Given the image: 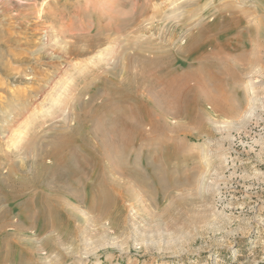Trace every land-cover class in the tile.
Masks as SVG:
<instances>
[{
  "label": "rangeland",
  "instance_id": "obj_1",
  "mask_svg": "<svg viewBox=\"0 0 264 264\" xmlns=\"http://www.w3.org/2000/svg\"><path fill=\"white\" fill-rule=\"evenodd\" d=\"M0 264H264V0H0Z\"/></svg>",
  "mask_w": 264,
  "mask_h": 264
},
{
  "label": "bare ground",
  "instance_id": "obj_2",
  "mask_svg": "<svg viewBox=\"0 0 264 264\" xmlns=\"http://www.w3.org/2000/svg\"><path fill=\"white\" fill-rule=\"evenodd\" d=\"M175 78V76H174ZM170 81V80H169ZM174 82V81H173ZM173 82L169 83L166 87V89H163L164 90V94H172V93H176L178 94L180 92V89L176 88L175 86H173ZM185 82V80H184ZM155 83H159V81H155ZM155 83L153 85H155ZM176 85V84H175ZM179 85V84H178ZM177 86V85H176ZM180 86V85H179ZM127 87L128 89L132 90L131 89V79L128 80L127 82ZM182 87V86H181ZM183 88V87H182ZM161 92V91H160ZM165 100V98H164ZM174 108V107H173ZM169 109V108H168ZM170 110V109H169ZM93 116V115H92ZM118 120H114L112 121L113 124H116L115 126H112L111 128V132L110 135V140L108 141V146L111 148V150L115 153V152H118V153H124L126 150L127 147L129 146H132L134 144V136L137 135V133L139 132L138 129H134V126H127V125H121L123 130L118 128V125H117V122ZM117 122V123H116ZM102 133V132H101ZM100 133V135H101ZM107 133V132H106ZM106 135V134H105ZM104 137V136H103ZM108 138V137H107ZM10 141V140H9ZM104 143V142H103ZM103 145V144H102ZM105 154V153H104ZM56 162V160H55ZM102 170V169H101ZM103 172V171H102ZM92 191V189H91ZM92 193H94V195H96V198L95 196H93L91 198V204L93 206V202L97 201V199H100L99 194L97 191H92ZM60 197H54V198H50L54 203L56 204H60ZM40 202V205L43 206V208H39V212L36 211V213L32 212L31 213V216L34 217V215L38 218V219H42V217L45 215V214H49L51 212V210H44V201H39ZM29 203V202H28ZM28 203L26 204L25 203V207L28 205ZM103 203L106 204V197L104 198L103 200ZM31 204V203H30ZM30 208V207H29ZM32 208V207H31ZM30 208V209H31ZM35 208V207H34ZM37 208V207H36ZM27 209V208H26ZM34 210V209H33ZM31 210V211H33ZM37 210V209H36ZM28 216V215H27Z\"/></svg>",
  "mask_w": 264,
  "mask_h": 264
}]
</instances>
